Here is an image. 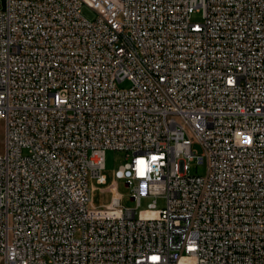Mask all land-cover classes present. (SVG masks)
<instances>
[{
  "label": "built area",
  "instance_id": "obj_1",
  "mask_svg": "<svg viewBox=\"0 0 264 264\" xmlns=\"http://www.w3.org/2000/svg\"><path fill=\"white\" fill-rule=\"evenodd\" d=\"M0 119V264H264V0H5Z\"/></svg>",
  "mask_w": 264,
  "mask_h": 264
},
{
  "label": "rangeland",
  "instance_id": "obj_2",
  "mask_svg": "<svg viewBox=\"0 0 264 264\" xmlns=\"http://www.w3.org/2000/svg\"><path fill=\"white\" fill-rule=\"evenodd\" d=\"M5 5V0H0V10L3 9ZM82 15L88 20H94L96 18V14L89 8L84 7L82 9ZM192 20L194 22L201 23L203 21V13L202 11L196 12L192 16ZM121 88L130 87V83L125 81L119 85ZM4 123L0 119V154H3L5 151L4 146ZM193 150L197 152V154H201L202 150L199 145H194ZM126 154L124 152H117L113 150H108L106 152V167L104 170V175L107 179V186L100 185L97 183L95 179H89V188L91 190V209H103L109 206L112 203V194L109 192V187H116L118 193L122 197L121 205L130 210H137L140 213L147 212L148 205L152 203L154 200L157 201L158 209L165 208V200L161 197H150L143 196L141 198V204L138 207L137 202L131 199V195L133 193L134 188L136 187V183L133 186L128 187L125 180H117L115 179V172L125 162ZM207 173V165L206 164H198L197 162L190 163L189 166V174L193 176H204ZM152 215V214H148Z\"/></svg>",
  "mask_w": 264,
  "mask_h": 264
}]
</instances>
